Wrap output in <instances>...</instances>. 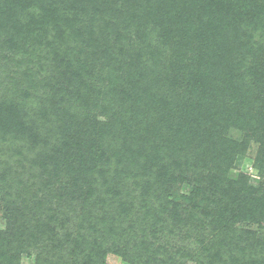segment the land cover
Returning <instances> with one entry per match:
<instances>
[{
    "label": "rangeland",
    "instance_id": "374dc122",
    "mask_svg": "<svg viewBox=\"0 0 264 264\" xmlns=\"http://www.w3.org/2000/svg\"><path fill=\"white\" fill-rule=\"evenodd\" d=\"M130 1L125 7V3L118 0L116 4H121L119 12L131 14L136 5L135 0ZM153 2L157 3L155 0ZM166 2L169 1L165 0ZM188 2L190 5L185 8L184 13L192 15L190 11L194 7L191 0ZM216 9L219 10L220 5ZM118 10L107 15L112 24L119 17ZM6 15L4 14L5 17ZM17 18L18 15L14 13L13 18L8 19L7 26H0L2 115H15L22 123L33 120L42 136L50 135V132L54 133L60 128L52 145L58 139L63 140L62 146L58 148L61 156L67 150L64 143L84 140L85 145L79 154L85 152V157L91 159L93 155L101 153L100 159L106 163L110 175L119 172L122 174L131 166H136L140 172H149L150 168L153 170L165 165L166 178L169 179L172 175L176 177V184L171 190L175 191L174 196H171L177 201H183L182 193L189 194L196 181L205 182L207 175L203 171L210 170L215 174L210 176V180H217L216 176L224 171L215 163H208V158L205 157L207 153L200 155L193 140V119L209 117L206 114L199 115L200 112L206 113L209 108L216 115L210 117L209 121L211 128H214L213 132L215 131L212 137L219 145L225 142L226 149L230 141V145L237 144L231 150L233 164L225 167L228 169L225 179L237 182L240 180L239 176L243 175L252 188L253 196L264 195V163L260 166L257 163L260 141L234 125L239 100L236 95L233 96L234 91L230 87L234 83L230 75L236 73L234 67L230 66L236 61L228 56L218 61L211 56L219 53L206 46L214 43L215 36L211 35L210 40L206 39L208 34L189 39L187 34L184 35L185 38L175 36L169 40L168 46H164L162 52L151 59L152 55L149 52L144 55L140 45L132 50L120 51L110 41L115 40V35L110 37L109 32L104 31L100 40H109L110 45L103 55H100L99 50L93 49V46L73 37L70 39V53L55 56L52 51L49 53L45 42L32 47L23 39L20 31L17 32L16 29L11 32L10 25L15 26ZM193 32L189 31L194 35ZM201 48L203 52L199 56L197 52ZM252 48L254 53L248 55V61L243 67L247 71H244L243 77L247 79L240 80L239 83H254L257 79L255 72L264 60V46L262 50L257 45ZM177 54L188 56L191 63L201 65L205 70L202 74H194L197 67L192 64L187 69L192 72V80L187 83L182 78L186 67L179 64ZM228 60L230 62L226 63ZM208 73L213 74V77L218 76L217 81H210L211 84L205 89L192 85H199L198 82ZM164 75L169 77L163 78ZM241 95L240 92V99ZM11 106H14V111L8 113ZM207 113L210 114V111ZM195 114L198 116L194 118ZM21 135L22 140L17 142L0 138L3 167L8 172L10 167L15 168L16 173L22 176V180H17L19 177L16 174L14 181H6L0 186V253L3 255L5 251L15 249L19 252L20 264H39L44 255H48L55 264H67L74 259L69 252L73 240H82L80 237H88L90 232L80 226L81 216L85 215L81 208V201L85 198L84 188L71 185L72 171L65 164L61 167L62 170L55 171L54 166L50 165L44 172L32 166L26 160L31 141ZM30 135L28 137L31 138ZM176 138L179 145L176 144ZM145 141L150 142L148 147L145 146ZM155 144L159 146L155 148ZM207 152L210 153L209 149ZM89 156L91 157L88 158ZM151 159L159 165L151 167ZM149 174L152 175V172ZM117 176L114 177L115 181ZM8 177L10 178L9 173ZM129 182L131 183L130 180ZM109 188L114 191L113 187ZM233 190L236 192L230 194V198L226 195L228 191L225 188L215 187L209 210L199 209L197 217L180 224L176 234L149 240L154 243L151 245L156 258L153 264H168V254L182 248L183 251H192L189 257L184 258V264H196L188 259L198 254L202 255L201 264H215V257L224 264L233 262L231 259L242 264L264 262V227L258 222L259 219L264 220V206L260 208V214L255 220H247L246 212L239 213L235 233L223 229V223L228 219L224 214L230 212V209L227 211L228 207L226 211H222L219 208L234 198L244 196L243 184H238ZM9 192L12 193L10 198L5 195ZM34 192L45 202L42 199L41 203L36 202L38 198ZM246 195L252 197L249 192ZM38 203L42 206L38 207ZM235 212L238 213L237 210ZM166 218L171 225L175 223L171 216L167 215ZM51 229L57 234L56 241L62 247L60 252L52 253L47 245L44 246L45 237ZM198 237L201 239L200 243H196ZM82 252L84 254L80 253L78 259H82V255L88 251ZM106 259L109 264H130L113 251L108 253ZM184 259L177 256L178 262L174 264H183L181 262Z\"/></svg>",
    "mask_w": 264,
    "mask_h": 264
},
{
    "label": "trees",
    "instance_id": "16d2710c",
    "mask_svg": "<svg viewBox=\"0 0 264 264\" xmlns=\"http://www.w3.org/2000/svg\"><path fill=\"white\" fill-rule=\"evenodd\" d=\"M117 1L0 0V26L2 24L7 26L8 19L13 18L16 13L18 15L17 24L10 25L11 32L16 29L17 32L20 31L23 39L32 47L34 44L45 42L49 53L52 51L55 56L59 54L64 56L70 53L72 49L70 39L73 37L78 41L88 43L90 47L93 46V49L99 50L100 55H103L110 45L109 40L106 42L100 40L104 31L109 32L110 37L115 35V40L110 39V41H113L114 47H118L120 51L132 50L135 46L140 45L144 55L147 52L150 53V56L152 55L151 59L157 53L162 52V49L170 44L169 40L175 36L184 37L187 34L189 39L208 34L207 40H210L211 35L215 36L212 45L206 44L207 49L214 48L219 52L213 53L211 56L218 61L224 56L236 61L232 62L230 66L234 67L236 72L230 75L231 80L234 81L233 86L230 85V87L234 91L233 96L236 95L239 100V110L235 115L234 125L244 129L246 134L258 138L260 151L257 163L258 166L262 165L264 163V60L255 72L257 79L254 83L249 81L239 83V81L247 79V77H243L245 76L243 67L248 61V55L254 53L252 47L257 45L262 50L264 46V0H191L194 7L190 11L192 15L184 13L185 8L190 5L188 2L190 0H166L169 1L168 3H165V0H161V2L155 0L157 3H154L153 0H135L136 6L129 15L119 12L118 7L121 4H116ZM119 1L124 2L125 7L131 3L130 0ZM219 5L220 9L217 10L216 7ZM211 7L214 9L212 10ZM117 10L119 17L112 24L111 20L107 19V15L116 13ZM4 14H7L6 17ZM106 19L108 21H105ZM191 30L194 31V35L189 33ZM174 43L179 45L177 42ZM202 52L201 48L197 55L200 56ZM177 57L179 64L186 67L182 78L187 83L191 82L192 72L187 69L193 63L189 61L188 56L177 54ZM228 62L230 61L228 60L226 63ZM193 65L197 67L194 74H202L205 70L201 65ZM167 77L169 75H164L163 78ZM132 78L136 79L134 75ZM217 79L218 76L213 77V74L208 73L198 82L199 85L197 83L192 85L205 89L211 84L210 81L215 82ZM140 91L145 94L143 89ZM240 92L242 93L241 99ZM206 110L210 111V114L206 111V113L200 112L199 115L206 114L209 117L202 116L203 119L200 117L197 120L193 119L195 136L193 140L196 143L197 152H200V155L207 153L205 155L208 158L207 162L215 163L224 171H220L216 176L217 180H210V176H215L212 171H203L207 175L205 182L196 181L189 194L182 193L183 201H177L173 197L175 191L171 190L176 184V177L172 175L169 179L166 178L167 167L165 165L153 170L150 168L149 172L145 170L140 172L136 166H131L122 174L119 172L110 175L106 163L100 159L101 153L89 156L88 158L91 157V159L85 157V152L79 154L85 141L78 139L64 143L67 150L61 156L58 148L62 146L63 140L58 139L52 145V140L59 134L60 128L54 133L50 132L51 137L49 134L42 136L33 120H25L26 123H22L15 115L8 117L0 113V138L8 139V141L13 139L17 142L19 139L22 140L20 137L22 133V137L31 141L27 152L32 158L27 156L26 160L30 161L32 166L42 169L44 172V169L50 165L54 166L55 171L62 170V166L65 164L69 171H72L73 182L71 185H80L84 188L85 198L84 201H81V208L85 211V215L81 216L80 226L90 232L88 237L82 235L80 237L82 240L77 238L73 240V246L69 252L74 259L67 264H109L106 257L112 251L123 256L130 264H153L156 258L151 245L154 243L149 240L154 238L157 240L160 236L170 237L176 234L180 224L188 223L189 219L194 220L199 209L209 210L211 197L215 195V187L225 188L228 191L226 195L231 198V195L236 192L233 190L234 187L238 184L244 186L243 197L234 198L233 201L219 208L222 211H226L228 207L227 211L230 209V212L224 214L228 217L223 223L224 230L235 233L239 213L246 212L247 220H255L256 216L260 214V208L264 206V195L253 196L252 188L248 186V180L244 179L243 175L239 176L241 182H230L225 179L226 172H228L225 167L233 164L231 150L233 151L237 144L230 145L232 142L230 141L227 149L224 147L225 142L218 144L212 137L215 132H213L214 128L209 125L210 117L216 115L209 108ZM13 111L14 106H11L8 113H13ZM197 116L195 114L194 118ZM29 134H31V138L28 137ZM149 143L145 141V146L148 147ZM176 144L179 145L180 142L177 140ZM154 146L156 148L159 145L155 144ZM208 149L210 153L207 152ZM3 154L6 155L5 152ZM133 165H135L134 162ZM150 165L157 167L159 164L151 159ZM10 169L9 172L5 170L0 154V186L6 181H14L17 173L15 168L10 167ZM11 172H13L12 175ZM150 172L152 175L149 174ZM17 175L19 177L17 180H22V176L19 173ZM115 176H117L116 181L114 180ZM49 182L50 180L47 181V184ZM109 187H113L114 191L112 192ZM246 191L251 194V198L246 195ZM34 194L38 198L36 202L41 203V199L45 202L43 198H39L38 193L34 192ZM5 195L9 198L12 197L10 192ZM39 203L37 206L41 207L42 205ZM236 210L238 213L235 212ZM167 215L171 216L175 223L173 222L171 225L167 221ZM258 222L264 227L263 219H259ZM56 237L57 234L52 229L45 237L44 246L47 245V249L52 253L60 252L62 248L57 243ZM200 242L201 239L198 237L196 243ZM182 249L168 254L166 262L174 264L178 262L177 256L179 259H184L191 255V250L183 251ZM83 250L88 252L82 255V259H78ZM48 257V255L41 257L39 264H55ZM201 259L202 255L198 254L188 260L201 264ZM230 261H233L230 264H242L237 260L231 259ZM214 262L215 264H224L216 257ZM181 263L184 264L185 259ZM0 264H20L19 252L11 249L5 251L3 255L0 253Z\"/></svg>",
    "mask_w": 264,
    "mask_h": 264
}]
</instances>
